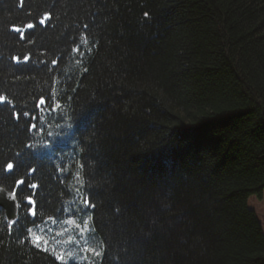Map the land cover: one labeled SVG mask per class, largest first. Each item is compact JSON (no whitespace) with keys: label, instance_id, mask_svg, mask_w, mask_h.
I'll use <instances>...</instances> for the list:
<instances>
[{"label":"trees","instance_id":"16d2710c","mask_svg":"<svg viewBox=\"0 0 264 264\" xmlns=\"http://www.w3.org/2000/svg\"><path fill=\"white\" fill-rule=\"evenodd\" d=\"M0 264H264V0H0Z\"/></svg>","mask_w":264,"mask_h":264},{"label":"rangeland","instance_id":"374dc122","mask_svg":"<svg viewBox=\"0 0 264 264\" xmlns=\"http://www.w3.org/2000/svg\"><path fill=\"white\" fill-rule=\"evenodd\" d=\"M249 205L256 210L264 230V198L260 199L253 195L249 199ZM87 223L85 226H79L71 219L68 224L56 229L53 235L39 234L38 240L51 244V247L57 252V256L65 261L77 258L79 255V258L88 264H96L95 257L99 255L100 250L98 245L96 246L92 241Z\"/></svg>","mask_w":264,"mask_h":264},{"label":"water","instance_id":"95a60500","mask_svg":"<svg viewBox=\"0 0 264 264\" xmlns=\"http://www.w3.org/2000/svg\"><path fill=\"white\" fill-rule=\"evenodd\" d=\"M0 207L4 210L5 215L9 221L16 220L20 211V201L17 194L1 186Z\"/></svg>","mask_w":264,"mask_h":264}]
</instances>
